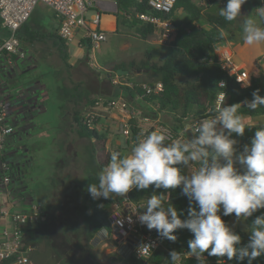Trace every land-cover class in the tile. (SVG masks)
Here are the masks:
<instances>
[{"label": "clouds", "instance_id": "1", "mask_svg": "<svg viewBox=\"0 0 264 264\" xmlns=\"http://www.w3.org/2000/svg\"><path fill=\"white\" fill-rule=\"evenodd\" d=\"M246 2L227 0L226 6L219 8V16L228 22L242 18L245 45L264 44V27L252 18L255 14L264 20V6L243 16L241 8ZM219 87H225L223 81ZM225 100V94L217 97V108L211 118L184 123L187 139H172L158 131L142 133L130 155L113 152L97 174L98 183L87 187L90 196L99 200L123 198L133 189L147 190L151 186L153 194L141 204L143 211L137 215V221L171 242L177 240L174 233L179 229L192 234L187 252H169V264H183L185 255L194 257L197 264H206L205 253L210 257H226L228 261L236 259L241 264L246 259L247 264H253L264 255V213L256 215L246 226L248 242L242 246L241 236L224 219L234 215L237 223L247 222L264 209V126L257 127L250 143L242 149L237 148L235 138L243 137L246 129L253 127L246 123L240 109L262 108L264 96L257 89L251 100L232 105H226ZM177 188L189 201L183 219L182 212L165 194ZM159 189L164 191L156 194ZM128 223H134L131 217ZM153 248L152 243H141L137 251L145 259L152 255Z\"/></svg>", "mask_w": 264, "mask_h": 264}, {"label": "rangeland", "instance_id": "2", "mask_svg": "<svg viewBox=\"0 0 264 264\" xmlns=\"http://www.w3.org/2000/svg\"><path fill=\"white\" fill-rule=\"evenodd\" d=\"M139 45L129 51L130 56L138 61L151 43L141 41ZM111 49L113 51L103 53L105 58L116 57L115 48ZM165 52L167 54L168 50ZM41 55H46L44 60L31 62L29 69L11 78L10 83L14 88H31L32 94L39 95L45 111L35 119L32 138L23 140L16 163L8 153L10 142L5 145L3 153L13 168L15 164L20 166L14 170L19 173L21 185H17L14 176L12 189H18L24 199L38 202L46 215L41 224L34 225L36 228L25 236V247L33 248L28 254L29 261L30 264H109L112 256L117 255L116 243L89 238L84 221L87 209L93 206L87 192L88 176L97 165L100 150L95 147L93 139L79 136L75 113L79 112L83 117V113L94 112L95 126H101V131L108 130L114 140L109 151L120 147L124 156L130 155L136 143L132 137L126 139L121 123L116 126L114 119L109 117L111 111L106 110V97H98L95 104H91L102 85L104 88L118 85L125 91L121 82L129 87L136 83L132 79L120 78V83L114 84L115 75L104 78L106 82L101 83V72L87 61L67 68L59 53H49L43 48ZM262 66L264 59L259 67ZM260 68L257 71L264 77V69ZM18 69L20 67L13 68ZM143 79L151 82L154 77L148 75L137 81H145ZM128 94L125 96L130 101ZM23 96L28 99L27 94ZM243 117L246 123L264 124V115ZM227 222L235 230L246 231L247 222L237 223L234 215Z\"/></svg>", "mask_w": 264, "mask_h": 264}, {"label": "trees", "instance_id": "3", "mask_svg": "<svg viewBox=\"0 0 264 264\" xmlns=\"http://www.w3.org/2000/svg\"><path fill=\"white\" fill-rule=\"evenodd\" d=\"M118 6L121 23L128 24L133 28L136 36L147 39L155 36V27L152 24L144 23L139 20L136 15L140 12H152V7L147 0H114ZM214 1V0H212ZM246 7V3L241 10ZM178 9H183L185 14L182 17H175ZM169 16L173 17L175 38L169 45L168 53L162 58V51L158 47L152 45L143 53L140 63L131 61L128 64H119L113 68L111 76L115 75L120 68H138L147 69L149 74L154 77L150 83L161 81L164 85V90L158 94L148 95L138 86L129 87L123 86L127 93L134 97L137 93L142 95L147 101L159 104L161 110H168L173 113L175 125L171 127L173 131L178 133L183 129L186 120L194 122L195 120L212 117L217 108V97L224 91L226 94V105L241 103L244 100H251L252 93L257 89L260 94L264 96V77L260 74L251 73L249 76V86L242 87L236 81V77L229 75L225 71L219 61L216 49L229 35H232L235 29H241L239 18L235 21L228 22L217 13L206 12L204 7L199 4L198 0H177L176 6ZM203 20L209 27L202 26L200 21ZM0 32H5L0 18ZM224 35L221 36L220 33ZM60 40L58 41V48L61 58L64 60L67 68H72L70 63V52L68 44L60 35H54ZM90 43V40H84L83 43ZM17 55H12L15 59ZM261 61V60H260ZM260 61H257V66H260ZM223 81L225 87H219V83ZM79 88L76 89L78 91ZM106 90V88H104ZM126 93V94H127ZM80 94V93H79ZM78 94V96H79ZM76 96V95H73ZM98 100V97L92 100V104ZM79 112L75 113V121L78 126V134L81 137L93 139L95 147L100 150L98 153L97 165L93 168L88 176V186L91 183H98L97 174L102 170L109 160L113 152H119L124 156L121 148H116L113 152L106 147L109 131H99L94 126H88L83 123ZM242 116H257L264 115V106L256 111H250L246 106L240 109ZM177 115V116H176ZM133 131L132 139L134 143L140 136V128L136 120H132ZM252 128L246 129L243 137H235L238 140V149H242L244 144L250 143L254 136L257 127L264 126V124L247 123ZM156 131L151 128L148 130ZM147 132V133H148ZM187 171V170H185ZM153 188L150 186L147 190H135L129 192V201L136 204L139 208L141 204L153 194ZM163 189L155 190L156 194L163 192ZM89 194V193H88ZM169 197V202L174 205L178 211L182 212V219L186 218L189 201L187 197L181 194L180 188L175 190H168L165 193ZM119 200L118 197L114 199H91L93 206L89 207L85 213L84 221L87 226V234L91 239H95L96 235L102 228L109 227V216L115 209V203ZM166 200V204H167ZM264 213V209L258 210L252 218H249L247 225L256 215ZM231 216L224 217L226 222ZM41 224V223H39ZM38 224V225H39ZM30 226L26 229V232ZM241 236V245L248 242V232L237 229L235 230ZM154 232L157 234L156 230ZM177 236L175 242L165 239L164 246L156 250L147 259H137L131 256L123 259L119 255H114L108 261L109 264H169L168 254L171 250L178 252L188 251V241L192 239V234L186 229H179L174 233ZM206 264H218L223 261L224 264H241L236 259L228 261L226 257H210L205 253ZM221 262V264H223ZM6 263V261H5ZM3 263V264H5ZM183 264H197L194 257H183ZM247 264V260L242 262ZM253 264H264V255L258 257Z\"/></svg>", "mask_w": 264, "mask_h": 264}, {"label": "built area", "instance_id": "4", "mask_svg": "<svg viewBox=\"0 0 264 264\" xmlns=\"http://www.w3.org/2000/svg\"><path fill=\"white\" fill-rule=\"evenodd\" d=\"M147 1L153 11L140 12L136 17L144 23L152 24L155 27V37L159 44L170 45L175 38V30L174 16L171 17L169 14L173 12L177 0ZM214 1L222 5L226 4V0ZM39 3L47 4L55 11L61 23L59 35L65 41L70 42L73 40L79 29L84 30L83 39L90 40L93 49H98L107 40V33L101 27V10H97L96 8L97 3H99L97 0H0V18L5 30L4 33L0 32V61L2 63L4 61L2 66L6 67V72L11 73L16 66L12 55H17L18 59L27 57V52L21 49L18 32L30 19ZM218 58L222 68L229 75L235 76L240 86H249V72L233 61V56L229 49L224 48L221 54H218ZM120 78V75L115 74L113 77L114 84L120 83ZM135 86L141 87L148 95L158 94L164 90V85L161 81L153 84L138 83ZM224 94L225 92L222 91L218 96ZM105 102L107 109L120 112V123L126 139L132 137L133 119L143 121L140 124L137 123L140 128L139 137L141 138V134L146 135L151 128L165 133L172 139L188 138L183 129L176 133L170 127L157 123L156 120L154 121L151 116H142L135 105L128 102L125 98L111 97L106 98ZM19 117L15 112L14 104L1 91L0 84V264L5 263V261V264H30L28 254L33 248L25 247L26 229L30 226L38 225L46 216L41 205L37 203L28 204L27 201H24V197H22L24 200L21 198L16 199L15 195L17 193L12 189L15 170L11 161L3 153L5 145L15 135L20 122ZM199 120L201 119L194 122ZM82 121L88 126H94V112L86 113L82 117ZM3 196L6 199H10L12 204L7 205ZM118 199L115 203V209L109 216V227L102 228L96 235V238L116 243V253L123 259L131 256L137 259H144L139 256L137 251V246L141 243H152L154 245L153 253L162 248L165 239H161L154 232V229L149 231L137 221L136 217L140 213L139 208L136 204L129 201V193L123 199L119 197ZM26 203L28 206L22 207ZM129 217L132 218L134 223H128ZM118 221H122L123 223H118ZM184 257L189 256L185 255Z\"/></svg>", "mask_w": 264, "mask_h": 264}, {"label": "crops", "instance_id": "5", "mask_svg": "<svg viewBox=\"0 0 264 264\" xmlns=\"http://www.w3.org/2000/svg\"><path fill=\"white\" fill-rule=\"evenodd\" d=\"M99 3H97V10H101L102 13V20H101V27L104 29L107 33V40L102 43V45L98 49H93L90 46V43H83V34L84 30L79 29L76 32L75 38L71 40L70 42H66L69 47L70 52V63L72 65H75L77 63L83 64L85 61H87L89 64L97 68L101 72L102 81L101 83H105L103 79H107L111 76V73H113V68L116 67L119 64H128L131 61H135L137 64L140 63V60H136L132 56H130L129 51L131 49H136V47H139V43L141 41H145L147 43H151V46L154 45L158 47L159 50L162 51L163 55L166 54L165 50L167 51L169 49V45H161L156 41V37H150L147 39L140 38L136 36L133 28L129 27L128 24H124L123 22L119 20V9L114 0H97ZM199 4L204 7V10L206 12H213L219 14V8L225 7V5H222L221 3L217 1L212 0H198ZM227 3V0H226ZM264 6V0H247L246 7L241 10V14L243 16H249L254 13L255 9ZM185 14V11L183 9H178V11L175 14V17H182ZM181 15V16H180ZM252 18L262 27H264V20L253 14ZM242 18H239V24L242 25ZM60 19L57 17L55 11L44 3H39L37 7L35 8L32 16L27 21V23L22 26L18 32L20 41H21V49H23L25 52H27V57L24 59H18V57L15 58L16 66L17 68L20 67V69L13 70L11 73L6 72V67L2 66L3 63H0V84H1V91L5 93L8 97V99L11 101L12 104H14L15 112L17 116L19 117V124L17 127V130L15 132V135L12 137L9 145V155H11V159L13 163H16L18 160V157L20 156L19 149L23 145V140L28 138L31 139L34 130L36 129V123L35 119H37L38 115L43 113L45 111V108L43 109L42 100L40 101L39 95L32 94L31 88H22V87H13L10 83L11 78H16L17 75L21 72H24L29 69V67L32 65L31 62L35 60H44L46 55H41V50L46 49L49 53L50 52H56L59 53L58 48V41L60 43V40L55 37L54 35H59V27H60ZM200 24L205 27H209L206 22L203 20L200 21ZM240 25V26H241ZM239 30V31H237ZM44 46V47H43ZM111 47L115 48V54L114 56H109V58H105L103 53L111 51ZM227 48L231 51L233 56V61L238 64V66L242 67L243 69L247 70L249 74H260V72L257 71L260 67L257 66V61H262L264 58V44L257 45V46H247L243 42V32L241 29H235L234 33L232 35H229L228 39L225 40L221 45H219L216 49L217 55L221 54V51ZM148 48H146L144 51H146ZM113 51V50H112ZM165 52V53H164ZM61 55V54H60ZM166 56V55H165ZM142 58V57H141ZM260 61V63H261ZM122 69V68H120ZM125 70H129L130 72L128 74H122V78H126L132 81H135L134 83H150L146 81L147 79H143L145 81H140L142 78H147L149 72L147 69H138V68H124ZM116 74L119 75L117 72ZM112 77V76H111ZM114 77V76H113ZM263 77V76H262ZM140 79L139 81H137ZM101 80V79H100ZM122 85L124 83L121 82ZM135 84V85H136ZM128 85V84H127ZM134 85V86H135ZM118 85L112 86L106 85V90H104V85H102L98 91H96L97 95L96 97H122L126 99L125 94L126 91L122 90L120 87H117ZM133 86V87H134ZM24 92V93H23ZM23 94L28 95V99L23 98ZM130 99L131 104H134L137 108L139 114L143 115H149L152 117V119L157 121V123L163 124L168 127H173L175 125L174 121V114L171 113L168 110H161L159 108V104H156L154 102L147 101L142 95H139L138 93L136 95L131 96L130 94L127 95ZM106 110H110L107 109ZM110 118H113L116 123H120L121 121V114L117 111L110 110ZM84 115L86 113H83ZM177 116V115H176ZM117 119V120H116ZM136 120V119H135ZM138 120V119H137ZM136 123L143 121H137ZM112 122V124H114ZM99 131L103 130L101 126L96 125ZM112 140L111 134L108 135V140L106 143V147L108 150H110L112 146ZM120 148V147H118ZM122 150V149H121ZM112 152L114 150H111ZM123 152V151H122ZM19 153V154H18ZM18 154V155H16ZM124 154V153H123ZM20 166L18 164L14 165V169H18ZM19 171V170H18ZM15 182L17 185H21L19 182V173L17 171L15 172ZM17 195H15V198L17 199H23L22 196L19 194L20 191L16 189ZM19 192V194H18ZM6 200L7 205H11V200L6 199L5 196H3ZM24 200V199H23ZM24 201H27L29 203H36V201H33V199H25ZM38 203V202H37ZM28 204H24L22 207H27ZM18 209V206H17ZM36 227H31L28 229L33 230Z\"/></svg>", "mask_w": 264, "mask_h": 264}, {"label": "water", "instance_id": "6", "mask_svg": "<svg viewBox=\"0 0 264 264\" xmlns=\"http://www.w3.org/2000/svg\"><path fill=\"white\" fill-rule=\"evenodd\" d=\"M129 72H130L129 70H125V69H119L118 70L119 75L128 74Z\"/></svg>", "mask_w": 264, "mask_h": 264}]
</instances>
